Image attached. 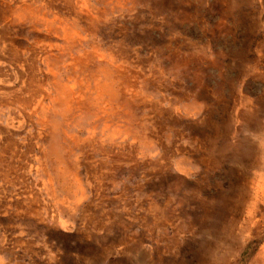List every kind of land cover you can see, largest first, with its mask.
Wrapping results in <instances>:
<instances>
[{"label": "rangeland", "instance_id": "374dc122", "mask_svg": "<svg viewBox=\"0 0 264 264\" xmlns=\"http://www.w3.org/2000/svg\"><path fill=\"white\" fill-rule=\"evenodd\" d=\"M0 264H264V0H0Z\"/></svg>", "mask_w": 264, "mask_h": 264}]
</instances>
